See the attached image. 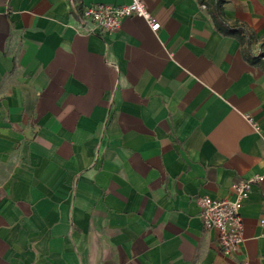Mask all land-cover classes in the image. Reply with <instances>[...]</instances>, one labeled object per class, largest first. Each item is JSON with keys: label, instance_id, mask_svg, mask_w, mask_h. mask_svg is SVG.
I'll list each match as a JSON object with an SVG mask.
<instances>
[{"label": "crops", "instance_id": "crops-1", "mask_svg": "<svg viewBox=\"0 0 264 264\" xmlns=\"http://www.w3.org/2000/svg\"><path fill=\"white\" fill-rule=\"evenodd\" d=\"M128 2L0 0V264H264V181L232 257L198 206L264 176V57L200 0L85 33V7ZM223 12L257 52L264 0Z\"/></svg>", "mask_w": 264, "mask_h": 264}, {"label": "built area", "instance_id": "built-area-1", "mask_svg": "<svg viewBox=\"0 0 264 264\" xmlns=\"http://www.w3.org/2000/svg\"><path fill=\"white\" fill-rule=\"evenodd\" d=\"M132 16L143 18L153 31L160 29L147 10L144 0H129L126 5L115 6L97 4L83 10L84 31L90 35H106L117 31L123 21ZM264 181V176H256L241 181L235 186L232 200L204 196L198 199L200 217L205 227L218 232V244L224 256L232 257L242 245L244 222L241 209L250 194L253 184ZM264 224V221H261Z\"/></svg>", "mask_w": 264, "mask_h": 264}, {"label": "trees", "instance_id": "trees-1", "mask_svg": "<svg viewBox=\"0 0 264 264\" xmlns=\"http://www.w3.org/2000/svg\"><path fill=\"white\" fill-rule=\"evenodd\" d=\"M200 3L209 9L214 21L215 28L222 35L236 37L243 47L244 58L251 64H256L264 57V42L259 45L255 52L253 44L258 41L248 28L240 24H229L225 20L223 12L224 0H200Z\"/></svg>", "mask_w": 264, "mask_h": 264}]
</instances>
